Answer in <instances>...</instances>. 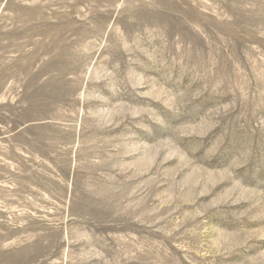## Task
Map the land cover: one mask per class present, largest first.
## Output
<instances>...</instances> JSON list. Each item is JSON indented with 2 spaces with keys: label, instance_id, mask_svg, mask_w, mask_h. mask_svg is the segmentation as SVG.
Listing matches in <instances>:
<instances>
[{
  "label": "rangeland",
  "instance_id": "rangeland-1",
  "mask_svg": "<svg viewBox=\"0 0 264 264\" xmlns=\"http://www.w3.org/2000/svg\"><path fill=\"white\" fill-rule=\"evenodd\" d=\"M0 264H264V0H0Z\"/></svg>",
  "mask_w": 264,
  "mask_h": 264
}]
</instances>
